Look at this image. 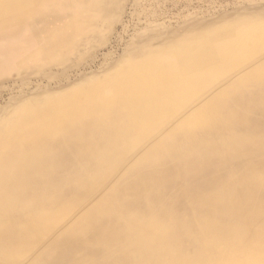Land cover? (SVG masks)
I'll list each match as a JSON object with an SVG mask.
<instances>
[{"label": "bare ground", "instance_id": "1", "mask_svg": "<svg viewBox=\"0 0 264 264\" xmlns=\"http://www.w3.org/2000/svg\"><path fill=\"white\" fill-rule=\"evenodd\" d=\"M145 1L0 0V77L78 68L0 123V264H264V46Z\"/></svg>", "mask_w": 264, "mask_h": 264}, {"label": "rangeland", "instance_id": "2", "mask_svg": "<svg viewBox=\"0 0 264 264\" xmlns=\"http://www.w3.org/2000/svg\"><path fill=\"white\" fill-rule=\"evenodd\" d=\"M172 2L175 5V8L172 6L170 1L165 0H148L143 2V4L146 5V9L150 7L149 5H152L153 7L161 10L162 15L160 21L164 25L174 26L178 22L177 18L174 16L176 13L183 12L182 15L196 16L198 18L202 17V21H204V18L206 17H216L220 13L224 16L217 17L216 20H221L224 19L223 17H225L224 25H227L230 29L228 32L229 34L220 36V38L224 37V39H222L224 41L220 42V44L228 42L230 47L232 45L233 47H245L249 48L250 50L254 43L264 46V0H173ZM128 11L130 10L129 5L127 4L126 12ZM247 28L248 33L243 38L237 39V30ZM145 30L146 29L142 28L137 31L142 34L145 33ZM112 42L113 37L110 38L109 43L111 44ZM209 43H212V41ZM205 45L208 46V44ZM224 48L225 45L220 50H223ZM108 49H110V47H106V49L99 48L97 51H95L94 57L92 56L94 60L90 66L91 68L87 67L85 69L87 71H91V73L87 74L88 76L101 71L99 67L103 61V53H105ZM250 50L248 51V54H251ZM98 52L99 54H97ZM33 53L35 52L27 51L25 53V51H22L18 56L12 57L11 59L13 61L11 68L3 71L0 77V88L2 89H0V91H2L0 92V123L2 125H9V123L13 122L11 116L13 115L15 109H17L18 104L21 103L23 99L30 97V95L36 91L37 87L43 88V86H45L47 83H53L52 85H54L57 81L59 71L65 72L66 77H71L68 75L78 72V68L72 66V64L70 66L65 65L60 66L59 68H54L50 70V72L41 70L40 65L36 66V63H32L35 60L32 56ZM180 53V48L172 50V54L179 55ZM139 58L144 59L145 56ZM80 60L81 59L75 57L72 62H75L78 65ZM164 62L165 63L163 66L165 68L178 67L176 62L169 64L168 57L164 58ZM104 65L107 69L106 71H111L114 68V66L109 63L108 65ZM68 68L69 70L66 71ZM40 70L45 74L41 73ZM106 71H103L102 73ZM73 79H75V81H79L77 80L78 78ZM56 89L57 88L55 87L52 89L48 88L43 92L48 93L49 91Z\"/></svg>", "mask_w": 264, "mask_h": 264}]
</instances>
